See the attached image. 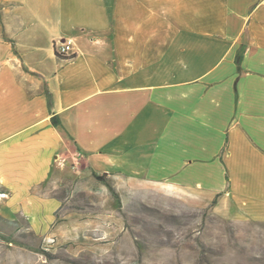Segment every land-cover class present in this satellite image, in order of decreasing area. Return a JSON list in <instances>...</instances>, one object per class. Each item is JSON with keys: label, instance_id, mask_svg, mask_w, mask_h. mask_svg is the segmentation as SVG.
I'll return each instance as SVG.
<instances>
[{"label": "crops", "instance_id": "obj_1", "mask_svg": "<svg viewBox=\"0 0 264 264\" xmlns=\"http://www.w3.org/2000/svg\"><path fill=\"white\" fill-rule=\"evenodd\" d=\"M75 173L264 221V0H0V214Z\"/></svg>", "mask_w": 264, "mask_h": 264}, {"label": "rangeland", "instance_id": "obj_2", "mask_svg": "<svg viewBox=\"0 0 264 264\" xmlns=\"http://www.w3.org/2000/svg\"><path fill=\"white\" fill-rule=\"evenodd\" d=\"M108 178L118 196L81 173L51 186L61 205L49 229L0 214V264H264V221Z\"/></svg>", "mask_w": 264, "mask_h": 264}, {"label": "built area", "instance_id": "obj_3", "mask_svg": "<svg viewBox=\"0 0 264 264\" xmlns=\"http://www.w3.org/2000/svg\"><path fill=\"white\" fill-rule=\"evenodd\" d=\"M57 52L64 56H71L74 53L73 40L65 39L58 40L56 43ZM6 193H0L1 196H5Z\"/></svg>", "mask_w": 264, "mask_h": 264}, {"label": "trees", "instance_id": "obj_4", "mask_svg": "<svg viewBox=\"0 0 264 264\" xmlns=\"http://www.w3.org/2000/svg\"><path fill=\"white\" fill-rule=\"evenodd\" d=\"M241 57H242V54L239 53V55L237 56V62L240 64L241 62ZM56 122V121H55ZM94 176L97 178V179H100L102 181H104L105 183L108 184V186L110 187L111 191L113 192V194L115 196H118L117 195V192L115 190V188L112 186V184L110 183V181L108 180V176L106 174H97L95 173ZM214 201H216V198L214 199Z\"/></svg>", "mask_w": 264, "mask_h": 264}]
</instances>
